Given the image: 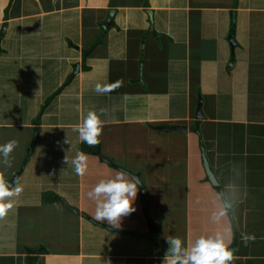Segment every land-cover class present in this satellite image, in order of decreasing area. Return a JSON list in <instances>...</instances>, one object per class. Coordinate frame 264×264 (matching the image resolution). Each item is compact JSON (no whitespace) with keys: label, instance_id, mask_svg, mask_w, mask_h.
I'll use <instances>...</instances> for the list:
<instances>
[{"label":"crops","instance_id":"0c3cea01","mask_svg":"<svg viewBox=\"0 0 264 264\" xmlns=\"http://www.w3.org/2000/svg\"><path fill=\"white\" fill-rule=\"evenodd\" d=\"M9 1L0 0V136L27 134L21 162L34 128L29 160L39 149L45 159L56 153L62 161L69 159L73 150L65 155L70 149L67 138L80 146L76 153L87 152L88 172L75 189L68 178L70 168L41 165L39 174L62 180L36 203L32 199L37 188L21 183L24 170L15 181L12 176L20 168L10 169L11 164L0 171L9 188H20L11 199L14 210L0 217V264H29L32 255L27 251L37 248L44 253L35 264H163L165 254L155 244L151 249V240L145 238L148 225L141 214L130 217L133 224L122 219V233L109 232L83 216L92 218L95 208L86 193L119 170L112 166L115 160L128 161L127 156L115 158L112 142H126L128 148L131 144L138 159L151 154V145L171 159L183 148L180 161L194 169L183 179L181 220L170 223L167 237L190 246L197 237L220 231L231 247L237 232L230 264H264V0H11L4 12ZM110 1L116 7H109ZM110 9L116 13L105 44L84 57L82 50L94 43ZM232 11L233 52L228 42ZM76 64L72 81L48 100ZM98 82L111 91L95 93ZM199 102L201 119L195 115ZM90 110L104 121L96 145L79 141L76 131ZM177 125L185 131L166 130ZM141 134L149 137L142 138V148ZM47 142L54 146L44 151ZM200 143L222 193L234 194L229 212L215 223L211 215L221 203L220 193L206 180ZM178 176L179 183L183 174ZM51 196L56 200L45 204ZM56 203L74 219H61L54 226L48 219L38 226L32 210L56 207L60 214L63 208ZM16 209L29 212L26 221L9 217ZM248 236L253 239L246 240Z\"/></svg>","mask_w":264,"mask_h":264},{"label":"rangeland","instance_id":"374dc122","mask_svg":"<svg viewBox=\"0 0 264 264\" xmlns=\"http://www.w3.org/2000/svg\"><path fill=\"white\" fill-rule=\"evenodd\" d=\"M63 40L64 42H67V38L65 37ZM141 135H143L142 137H140V146L142 148L143 144L146 143L142 138L148 137V135L145 134H141ZM26 137L27 134H24L22 132L20 133L11 132L8 136L7 135L0 136V145H3L10 140H15L17 142L16 148L12 151V153H10L9 156L10 165L12 164L10 169L13 168L19 169L21 167L20 165L22 164V162L19 160V156L23 152L24 141H25L24 139ZM126 144H127L126 142L124 143L112 142L110 144L109 147L111 148V151H113V155H115V158L116 155L122 157H126V156L128 157V161H122L121 159H117L114 161L116 164L113 165H115L118 168L119 166L117 164H119L123 166V168H125L124 170L127 169L126 171L129 170L130 172L132 170V172L134 171V173H138L139 179L141 181V185L144 190L147 189V192L146 195L144 196V206H143L139 197V189H138L136 201L133 205L136 211L129 214L130 216H126L124 218L128 219L133 224L134 221L130 217L135 216V214L140 216L141 214V217L146 218V222L148 225L147 234H149V228L150 229L152 228L155 231L158 239L163 243L167 244V239L165 238L169 239L170 237L167 236H171L170 231H168V228L170 227V223L179 222L181 220V215L184 212L181 209H179V207L182 206V202L186 200L182 198L183 193L185 194L186 192L185 188H182L183 183L184 186L187 183V181H183V179L185 180L186 172L193 171L194 168L192 169L190 167H186L185 159L183 161H180L179 158L181 155L185 157L183 148L181 149L180 146L178 147V149L181 151V154L178 151L174 152V154L177 156L175 159L168 158L166 155L162 154L161 152L155 151L156 147L154 145H151V154L148 155L147 158L140 157L138 159L137 155H134L131 152V150L134 149V146H131L130 144L128 148ZM163 144L164 142L160 143V146H163ZM179 144L180 142H178V145ZM47 145L48 146L45 147L44 151H49L50 150L49 147L54 146V143L47 142ZM202 145L203 144L200 143V148ZM68 146H70V149L65 153V155H67L72 149L73 152L69 153V160H71L76 155V149H80V146H78L76 143H68ZM61 150L62 149H59L58 151ZM83 153L87 155L86 151H83ZM43 154L44 152H42V150L39 149V153L31 156L30 160L27 162L26 166L24 167L25 168L23 169L24 172L20 178L21 183L24 184L27 187V189H31V187L37 188V192H34L36 194V198L32 199L33 201L35 200L36 203L39 202L38 197L41 199V198H47L46 195L50 196L53 191V184H55L56 180L57 183H61L62 180L61 177H57L56 175L45 176L39 174L41 173V171L38 172V169L41 167V165L48 168L49 167L57 168L58 170L61 171L63 170V167L70 168V176L68 178L74 180V183L76 184L75 189L78 188V184L82 180V177L77 176L71 166H67L66 163L61 160L62 156L60 153H56L54 155L52 154V156L50 155L49 156L50 159H45L46 156ZM140 154L145 155V152H141ZM177 165H179V168L177 167ZM8 167L0 166V171L4 172L5 170H7ZM178 174L181 175L183 174V178L179 183L178 181L180 177L178 176ZM192 177L193 176H191V179ZM84 180L85 179L81 181V184L84 183ZM86 192L87 189H85L84 193ZM62 193L65 195L69 194V192H62ZM16 196L17 195L11 197V199L15 198ZM83 202L85 203L84 200ZM54 205L59 208H63L61 204L56 203ZM8 210L12 212L14 209H8ZM22 210L23 209L20 210L16 209L15 213H13V215L9 217H11L12 219L17 218L26 221L29 216V212H25ZM57 210L59 209L56 207L44 208L38 211L33 209L31 214L37 216L36 218L38 219V226H41L43 223H46L48 219L51 220L52 226L59 223L61 219L62 221L65 222H69L74 219V216L72 214L71 215L67 214L68 211L66 209L64 208L60 209V214ZM92 211H94V209H92ZM121 223H123V221ZM139 229H141V227ZM37 235L39 236L38 233ZM154 247L155 246L151 241V249H153ZM151 264H154V262H151Z\"/></svg>","mask_w":264,"mask_h":264},{"label":"clouds","instance_id":"9594fccd","mask_svg":"<svg viewBox=\"0 0 264 264\" xmlns=\"http://www.w3.org/2000/svg\"><path fill=\"white\" fill-rule=\"evenodd\" d=\"M93 91L97 94H106L111 91V86L98 82L93 86ZM103 111L101 109V112ZM103 124L104 121L97 112L88 111L82 123L76 127L78 140L88 145L98 144ZM64 143L68 144L67 138ZM16 146L15 140L0 145V166H10L9 156ZM64 162L72 167L77 176L82 177L88 172V157L84 153L77 152L71 160L65 156ZM140 184L137 176L121 170L115 171L114 175L106 179H100L86 193L87 198L95 205L92 220L119 229L122 219L136 211L133 205ZM19 192V187L9 188L7 182L0 178V217L12 207L11 197L18 195ZM233 197L234 194L231 192L219 194L221 203L211 215L214 223L219 222L229 212ZM83 216L90 217L85 214ZM250 239L253 237H246V240ZM167 244L163 264H230L233 258L232 250L226 244L225 235L220 231L214 235H201L190 246L178 237H170Z\"/></svg>","mask_w":264,"mask_h":264},{"label":"water","instance_id":"95a60500","mask_svg":"<svg viewBox=\"0 0 264 264\" xmlns=\"http://www.w3.org/2000/svg\"><path fill=\"white\" fill-rule=\"evenodd\" d=\"M115 13H116V10L115 9H110L108 11L107 17H106V20H105V23L101 26V30H100V33H99L98 37L96 38V40L94 41V43L90 46V48L87 50V52L84 54V57H86L87 55H89L94 49H96V47L98 45H100L102 43L103 37H104V34L107 31V28L113 25V18H114ZM149 13L150 12L148 11L147 14L149 15ZM235 16H236V12L235 11H232L230 13V33H229V36H228V42H229V45H230L231 52H233L234 47L237 44L236 41H235V39H234ZM78 68H79V65L78 64H76V65L73 66V72L67 77L66 81L59 88V90L56 91L48 100L53 99L64 87H66L72 81L73 77L78 72ZM48 100L46 101V103L44 104L43 108L41 109L42 111H43L44 107L48 104ZM195 115H196V118H198V119H201L202 118V115H201V102H199L198 105H197ZM166 130L177 131V132H184L185 131V127L178 126L177 125V126H173V127L167 128ZM196 132H197V129H196ZM36 135H37V128H34L33 129V138H32V141L30 142V144L27 147V153H26V156L24 157V159L22 161V164H21L20 169L18 170V172H16L12 176V180L13 181L16 180V178L22 173L24 167L26 166V163L28 162L29 157L31 155V152L33 150V146H34V143H35V140H36ZM200 153H201V159H202V167L204 169L207 182H209L211 186L217 187L218 188V192L221 194L222 191L220 189V184L217 181L215 175L213 174V171L209 167V164L207 162V159H206V157L204 155V147H203V145L200 148ZM101 159L103 161H105V162H110V160H108V159H103V158H101ZM112 166L115 167V168H117L113 164H112ZM117 169H119L121 171H124V172H128L131 175L137 176L139 178V175L138 174H133V173H131L129 171H126V170H124L122 168H119V167ZM6 182H7V184H10V183H8V181H6ZM138 189H139V197H140L141 203L144 206V194H145V190L143 189V187H142L141 184L138 186ZM62 201L66 205V207L68 208V210H70L73 214H75V215H78L79 214L78 209H76L75 207H72V206L68 205L64 200H62ZM86 219L90 223H92L94 225H97V226H99L101 228H104V229H106L109 232L122 233V231L120 229L112 228L111 226H109L107 224H104V223L101 224L99 222H94L92 220V218H90V217H87ZM145 238L151 240L164 254L166 253V251L168 249V246L165 243H163L162 241H160L158 239L157 235L155 234V232H154V230L152 228L151 229L149 228V234H146L145 235ZM237 240H238V234H237V232H234V237H233V240H232V245H231V247H229L232 250V253H234V250H235V247H236V244H237ZM27 253L30 254V255H32V257L29 259V264H35L36 263V260H37V256L39 254L44 253V250L42 248H37V249L28 250Z\"/></svg>","mask_w":264,"mask_h":264},{"label":"trees","instance_id":"16d2710c","mask_svg":"<svg viewBox=\"0 0 264 264\" xmlns=\"http://www.w3.org/2000/svg\"><path fill=\"white\" fill-rule=\"evenodd\" d=\"M10 1H11V0H10ZM10 1H9V3H8L7 7H6V9L4 10V12H6L7 9L9 8V6H10ZM108 6L111 7V8L116 7L114 1H112V2L110 1ZM105 36H106V33H105V35H104L103 42L100 44L101 46H103V45L105 44ZM85 52H86V49L82 50L83 55L85 54ZM83 61H85V59H84ZM54 200H56L55 197L53 198V197L51 196L49 199H47V200L45 201V204H50V202H52V201H54ZM152 223H153V222H152ZM129 227H130V226H129ZM128 229H129V228H128ZM128 229H126V230L129 231ZM133 233H134V232H133Z\"/></svg>","mask_w":264,"mask_h":264}]
</instances>
